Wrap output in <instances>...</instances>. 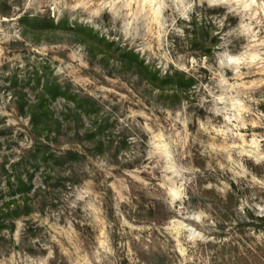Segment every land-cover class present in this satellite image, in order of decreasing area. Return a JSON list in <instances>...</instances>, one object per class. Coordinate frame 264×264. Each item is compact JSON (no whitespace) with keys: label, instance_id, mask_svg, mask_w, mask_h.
Segmentation results:
<instances>
[{"label":"rangeland","instance_id":"obj_1","mask_svg":"<svg viewBox=\"0 0 264 264\" xmlns=\"http://www.w3.org/2000/svg\"><path fill=\"white\" fill-rule=\"evenodd\" d=\"M80 28L194 87L170 101ZM35 69L101 101L131 137L111 160L63 135L54 150L86 155L78 180L50 173L33 213L0 233V264H264V0H0V171L28 157L8 82Z\"/></svg>","mask_w":264,"mask_h":264},{"label":"trees","instance_id":"obj_2","mask_svg":"<svg viewBox=\"0 0 264 264\" xmlns=\"http://www.w3.org/2000/svg\"><path fill=\"white\" fill-rule=\"evenodd\" d=\"M26 21L33 28L48 22V26L58 29L52 19L46 21L40 17L29 19L26 16L21 18L20 23ZM72 31L87 35L92 41L105 43L108 49L114 47L118 52L115 59L117 67L130 71L136 80L170 101L187 98L194 87V78L184 71L174 70L161 74L132 50L120 49L113 42L93 36L86 28ZM190 43L196 47L197 37L194 34ZM88 52L93 54L89 48ZM109 58L107 55L103 56V59ZM41 73V70L35 69L32 77L14 74L9 78L12 104L17 114L28 120V135L32 145L25 163L12 164L11 171L6 168L5 163L1 165L0 174L4 180L0 187V233L4 228L11 227L12 231L16 218L33 213L35 205L31 204L30 198H37L42 188L46 189L47 180L52 179L50 173L54 176L60 173L66 175L65 178H56V185L75 183L78 180L75 170L86 155L76 148L54 150L52 146L57 145L63 135L69 137L65 144L87 143L90 157L101 155L111 160L124 152L130 141L128 128L121 125L115 128L116 119H112L110 112L105 111V105L101 101L77 92L70 84H62L55 77L50 79ZM58 99L62 103L60 110L56 112L51 105ZM164 105L169 107V104ZM40 167L44 169L45 180L35 189L33 179ZM261 168L263 171L264 165L258 170ZM6 198H10V201H6ZM21 209H25V212H20ZM261 221L264 222V218Z\"/></svg>","mask_w":264,"mask_h":264}]
</instances>
